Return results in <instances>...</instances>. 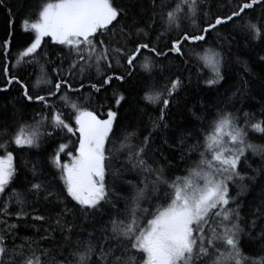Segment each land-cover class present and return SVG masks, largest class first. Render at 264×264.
<instances>
[{"label": "snow or ice", "instance_id": "1", "mask_svg": "<svg viewBox=\"0 0 264 264\" xmlns=\"http://www.w3.org/2000/svg\"><path fill=\"white\" fill-rule=\"evenodd\" d=\"M0 8L9 29L0 40V94L15 89L13 99L36 109L31 122L0 127V264H264V146L248 142L249 131L264 133V119L221 107L227 91L249 95L243 76L226 92L216 88L234 43L264 42V0H225L218 11L213 0H41L20 18L27 40L14 56L16 19L8 0ZM170 54L184 65L191 59L198 74L209 70L200 83L216 91L215 111L186 109L198 126L168 119L190 81L168 76L156 86ZM258 63L264 70V55ZM130 93H142L143 132L126 123ZM57 136L51 179L33 161L32 179L17 189L15 149L39 151ZM165 145L185 163L181 174L150 162L149 152L176 159ZM249 151L260 164L245 169ZM257 187L242 215L243 197ZM21 228L33 234L19 236Z\"/></svg>", "mask_w": 264, "mask_h": 264}, {"label": "trees", "instance_id": "2", "mask_svg": "<svg viewBox=\"0 0 264 264\" xmlns=\"http://www.w3.org/2000/svg\"><path fill=\"white\" fill-rule=\"evenodd\" d=\"M116 2L119 4L120 0H116ZM224 2L225 0H213V10H220L219 6ZM8 3L12 6L16 19V23L11 29L13 32L11 54L14 56L20 49L21 45L27 40L26 35L20 31V18L25 12L34 11L41 3V0H8ZM7 31H9L7 26V12L6 9L0 8V40L6 38ZM225 31H228V29H225ZM210 43H214V37ZM161 47H163V41L161 42ZM52 50H54V46H45V51ZM260 55H264V42L257 41L253 45H248L243 40H239V42L233 44L231 54L229 55L226 66L223 69L225 80L220 81L216 88L221 92H226L232 84H235L239 78L243 76L249 81L250 89L249 95L243 99L232 96V91H234V89H232V91H227V95L224 97V103L221 105L225 110L235 111V109L238 108L247 111L250 114H254L258 120L264 119V70L261 69V66L258 63V57ZM237 60H239V62H237ZM161 63L163 70H157L154 78V82L158 88L162 89L164 87L168 76H181L182 78H188L190 76V81L189 79H185V87L180 93V107L177 108L173 105L171 107V115L168 119L177 127L190 126L191 124L198 126L200 121L193 120V118L187 113L186 109L192 108L193 111L201 114H204V108H208L210 111H215L211 105L215 103L214 97L216 96V91H208L205 89L204 85L200 83V78L202 76H207L209 70L205 68L198 74L196 66L191 59H189L187 65H184L180 60L172 57L171 54L168 59L161 58ZM245 66L248 68L247 72L244 71ZM17 71H19V69H17ZM28 72H32L31 67L28 68ZM22 78L26 82L29 79L27 75H23ZM34 78L35 76L33 75L32 79ZM141 95L142 93L127 94V102L124 104L122 111L126 113V123L139 124L140 131L143 132V125L148 121V115H140V108L145 104V102L140 99ZM16 96L17 92L15 89H12L10 94H0V127L6 126L9 129H14L20 122H31L33 113L36 110L35 107H24L19 99H13V97ZM9 101H12V103H9ZM202 105L204 106L203 108L201 107ZM63 111L68 113L69 109L65 108ZM146 112L155 117L158 115V107L149 105ZM154 136H156L154 146H159L161 144L159 133H154ZM168 136L170 140L173 139V134L171 132L168 133ZM71 139L74 141L75 137H72ZM58 142H61V137L59 136L46 138L42 149L39 151L36 149H15L14 164L18 168L19 176V179L16 181L17 189L23 187L25 177L29 180L32 179L29 168L33 161H40L41 172L48 179H51V174L54 172V169L47 164V159L49 153L53 151L55 144ZM62 142H68L67 135L62 138ZM248 142L254 145L264 146V133L249 131ZM117 143H119L118 140ZM69 147L71 148L72 145L70 144ZM164 151L165 156L175 153L176 159L171 160L169 156V162L165 160L164 156H160L159 152H157L154 157L153 154L149 152L150 162L154 158L158 163L162 164L165 168L166 175L171 174L172 176H175L181 174L185 167V163L180 160L179 153L174 149L168 148L167 145L164 146ZM246 155L248 156V164L245 165V169H247L248 165H251L253 168L259 166V155H253L251 151L247 152ZM62 158L66 159V157H63V154ZM26 163L27 167H25ZM120 163V160L115 161V166L119 167ZM44 176H41V178H44ZM124 176L127 178H135V174L128 171L124 172ZM124 187L126 186L117 183V191H122ZM234 190L235 189L233 188V191ZM258 192L259 188L257 187L255 191H251L243 197L245 208L242 209V215L247 211V203H250L252 198L256 196ZM117 207L122 211L124 202L122 200L118 201ZM28 222L32 223L30 220ZM32 234L33 230L30 228H21L19 231V236ZM17 243H19V239H17ZM250 244L257 248L260 246L258 241H250ZM249 250L250 249L248 248L244 249L245 252H248Z\"/></svg>", "mask_w": 264, "mask_h": 264}]
</instances>
